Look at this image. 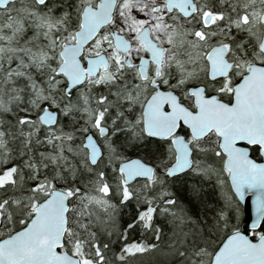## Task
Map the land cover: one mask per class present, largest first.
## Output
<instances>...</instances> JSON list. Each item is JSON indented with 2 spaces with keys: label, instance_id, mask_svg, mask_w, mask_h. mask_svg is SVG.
Masks as SVG:
<instances>
[{
  "label": "snow or ice",
  "instance_id": "obj_1",
  "mask_svg": "<svg viewBox=\"0 0 264 264\" xmlns=\"http://www.w3.org/2000/svg\"><path fill=\"white\" fill-rule=\"evenodd\" d=\"M144 255L264 264V0H0V264Z\"/></svg>",
  "mask_w": 264,
  "mask_h": 264
},
{
  "label": "water",
  "instance_id": "obj_2",
  "mask_svg": "<svg viewBox=\"0 0 264 264\" xmlns=\"http://www.w3.org/2000/svg\"><path fill=\"white\" fill-rule=\"evenodd\" d=\"M242 208V224H251V218L253 216V208H252V198L251 196H247L243 202L240 204Z\"/></svg>",
  "mask_w": 264,
  "mask_h": 264
},
{
  "label": "trees",
  "instance_id": "obj_3",
  "mask_svg": "<svg viewBox=\"0 0 264 264\" xmlns=\"http://www.w3.org/2000/svg\"><path fill=\"white\" fill-rule=\"evenodd\" d=\"M128 212H129V209H125V213H128ZM239 212H240V215H242V208H241V206H239ZM124 218L127 219V215H125ZM157 222L158 223H162V221H160L159 218H158V221ZM113 239H115V237H113ZM141 239H143L146 243L147 242H152V237L150 235L149 236H142L139 229H137L135 232H131L130 233V241L131 240L140 241Z\"/></svg>",
  "mask_w": 264,
  "mask_h": 264
},
{
  "label": "rangeland",
  "instance_id": "obj_4",
  "mask_svg": "<svg viewBox=\"0 0 264 264\" xmlns=\"http://www.w3.org/2000/svg\"><path fill=\"white\" fill-rule=\"evenodd\" d=\"M242 215H240L242 220ZM155 257L151 255H144L134 261L135 264H154Z\"/></svg>",
  "mask_w": 264,
  "mask_h": 264
}]
</instances>
